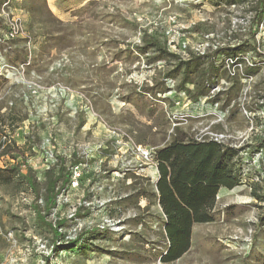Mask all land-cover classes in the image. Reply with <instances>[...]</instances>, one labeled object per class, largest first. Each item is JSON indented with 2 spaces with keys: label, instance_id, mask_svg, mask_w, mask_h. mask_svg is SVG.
<instances>
[{
  "label": "rangeland",
  "instance_id": "obj_1",
  "mask_svg": "<svg viewBox=\"0 0 264 264\" xmlns=\"http://www.w3.org/2000/svg\"><path fill=\"white\" fill-rule=\"evenodd\" d=\"M234 1L0 0V264H165L156 153L176 138L244 150L168 264H264V4ZM15 148L41 206L61 175L46 224Z\"/></svg>",
  "mask_w": 264,
  "mask_h": 264
},
{
  "label": "trees",
  "instance_id": "obj_2",
  "mask_svg": "<svg viewBox=\"0 0 264 264\" xmlns=\"http://www.w3.org/2000/svg\"><path fill=\"white\" fill-rule=\"evenodd\" d=\"M246 1L239 0L240 3ZM237 2L235 0L233 4ZM257 4L263 5L264 0H258ZM261 20L262 15L259 14L253 24L259 25ZM254 41L256 42V40ZM149 46L156 47L162 56L177 57L175 54L161 49L155 41ZM201 58L196 57L191 61L182 62L185 67L182 88L189 77L198 72ZM212 71H214V67H212ZM205 87L206 84L201 86L202 91L200 90L199 93L203 92ZM13 150L16 152L17 158H22V165L27 170V174L23 177L25 184L36 195L37 199L34 202L33 210L37 217L46 224V217L57 206V197L61 190L57 188L61 175L51 172L46 183L44 205L41 206L38 201L41 186L35 178L33 169L27 163L20 149ZM243 150L244 148L236 149L215 140L185 141L176 138L157 151L156 161L159 177L156 187L159 205L166 217L164 226L169 243L168 249L161 258L162 263H173L189 251L194 225L208 224L214 221L212 211L216 206L220 190L232 191L240 184V173L236 169V163ZM19 169L15 165L9 167L10 174L7 178L12 180L13 175ZM70 178V176L67 177L65 183H68ZM261 220L264 222V217ZM49 226L59 238L57 226H53L51 223Z\"/></svg>",
  "mask_w": 264,
  "mask_h": 264
},
{
  "label": "built area",
  "instance_id": "obj_3",
  "mask_svg": "<svg viewBox=\"0 0 264 264\" xmlns=\"http://www.w3.org/2000/svg\"><path fill=\"white\" fill-rule=\"evenodd\" d=\"M162 32L165 33V35H167L168 38H169V36L172 35V34H171V33H172V30L164 29ZM176 44H177V42H176V40H175L174 38L168 40V45H169V46L176 45ZM179 45H180V47H181L183 50H187V49H188V45L185 43L184 40H180ZM148 155H150V153H149L147 150H145V156H148ZM76 175H77L78 177L80 176L79 173H76Z\"/></svg>",
  "mask_w": 264,
  "mask_h": 264
}]
</instances>
